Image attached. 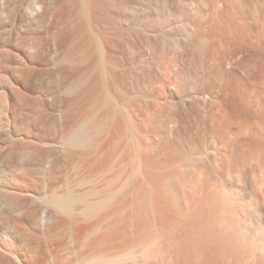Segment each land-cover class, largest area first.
<instances>
[{"label": "bare ground", "instance_id": "obj_1", "mask_svg": "<svg viewBox=\"0 0 264 264\" xmlns=\"http://www.w3.org/2000/svg\"><path fill=\"white\" fill-rule=\"evenodd\" d=\"M80 1L85 15L103 17L110 5ZM38 3L28 0L17 9L30 19L42 7L39 15L47 16L48 7ZM17 6L0 0V15ZM107 61L99 56L102 72ZM4 63L0 55V155L9 159L0 169V264H264V238H258L264 224V103L258 94L248 100L252 92L240 89L239 125L232 127L230 117L217 111L203 138L187 133L167 142L165 161H157L152 137L166 134L179 115L159 116L154 103L130 124L134 143L101 141L107 118L91 113L71 124L64 140L50 143L39 164L31 131L2 119L5 95L22 97ZM259 63L264 68V56ZM262 76L264 82V70ZM113 96L130 99L122 90ZM115 129L121 131V124ZM58 155L69 162H56ZM177 164L196 172L182 179L180 190L171 179ZM42 213L50 219L40 221Z\"/></svg>", "mask_w": 264, "mask_h": 264}, {"label": "rangeland", "instance_id": "obj_2", "mask_svg": "<svg viewBox=\"0 0 264 264\" xmlns=\"http://www.w3.org/2000/svg\"><path fill=\"white\" fill-rule=\"evenodd\" d=\"M13 1L18 6L0 15V55L5 76L19 85L22 97L5 95L2 119L31 131L39 164L50 153V143L64 140L66 129L91 113L93 119L107 118L101 141L132 144L136 137L130 124L139 112L146 113L154 103L159 116L175 111L179 117L167 124L166 134L152 137L157 161H165L167 142L187 133L203 138L217 111L236 127L242 118L236 107L240 89L252 92L248 100L258 94L264 103L259 63L264 56V0H108L103 17L92 11L85 15L80 0H33L49 12L39 15L40 7L30 19L17 9L28 0ZM100 55L108 60L105 72L99 69ZM119 90L130 99L117 102L113 95ZM106 95L111 104L105 103ZM118 123L121 131L115 129ZM24 153L33 155L31 148ZM3 157L0 169L9 160ZM58 157L56 162H69L65 155ZM177 166L175 176L172 168L168 175L180 190L182 179L196 172ZM49 219L39 215L40 221ZM261 226L258 238H264Z\"/></svg>", "mask_w": 264, "mask_h": 264}]
</instances>
